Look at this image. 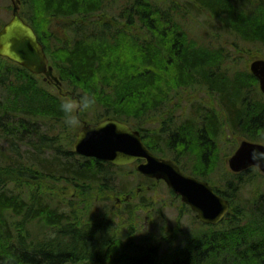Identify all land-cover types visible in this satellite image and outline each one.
<instances>
[{"label": "trees", "instance_id": "16d2710c", "mask_svg": "<svg viewBox=\"0 0 264 264\" xmlns=\"http://www.w3.org/2000/svg\"><path fill=\"white\" fill-rule=\"evenodd\" d=\"M193 1L194 7L199 3L232 34L264 46V3H251L249 10L236 13L222 0H217L218 6L209 0ZM20 3L21 17L35 30L65 97L87 94L96 99L93 111L78 113L75 131L83 122L117 119L137 130L154 154L171 153L168 157L179 166L180 161L188 163L192 138L193 146L198 143L204 148L202 157L198 156L200 166H205L212 143L216 144L210 134L216 135L225 120L211 112L201 115L199 111L208 110L198 106L193 107L197 110L193 118L175 128L171 119L184 109L179 106L180 89L195 87L200 80L209 83L212 91L222 79L220 93L228 125L241 138L256 140L249 117L258 110L243 107L251 104L255 78L245 72L229 84L224 75L211 71L213 60L199 57L185 44L186 35L174 16V12L180 16L177 8L132 0L121 5L119 20H108L102 13L105 0ZM61 31L70 36L61 37ZM0 87L6 94L0 102V140H6L8 152L15 154L4 161L0 158V264H264V194L248 200L243 207L247 215L241 219L236 215L238 207L232 205L249 183V172L231 175L237 180L230 179L221 190L212 184L232 206L218 227L200 224L201 230L186 237L183 249L162 257L159 240L147 235L132 242L135 228L128 235L124 222L129 216L122 217L108 205L121 189L113 167L78 157L69 148L74 137L63 122L60 104L64 98L51 94L42 80L24 68L1 58ZM256 126L259 132L264 120ZM15 142L30 149V159L18 155ZM181 169L208 181L202 174ZM179 231L162 226L160 240L172 244Z\"/></svg>", "mask_w": 264, "mask_h": 264}, {"label": "rangeland", "instance_id": "374dc122", "mask_svg": "<svg viewBox=\"0 0 264 264\" xmlns=\"http://www.w3.org/2000/svg\"><path fill=\"white\" fill-rule=\"evenodd\" d=\"M132 0H105L102 6L103 17L106 19L115 18L119 20V13L121 11L122 4H129ZM157 6L162 9L165 8H177L179 18L174 12L176 20L179 21L181 31L186 35L185 44L187 47L192 48L193 51L198 52L199 57L207 56L208 59L213 60L211 71L214 73L219 72L220 76L230 77L232 79L236 74L247 72L251 62L255 59H264V48L258 43L249 42L242 39L241 36H237L229 32L224 26L214 19L211 13L199 3H195L196 6L190 2L193 0H151ZM232 6V9L237 13V10H243V12L249 10L251 3L259 5V2L264 3V0H222ZM209 3L218 6L217 0H209ZM11 7L10 0H0V24H4L11 18V11L8 8ZM23 6L20 12H23ZM61 37L70 36L67 31H61ZM5 64V62H3ZM217 70V71H215ZM213 74L211 76H216ZM40 78H38L39 80ZM41 80V79H40ZM212 82V79L210 80ZM209 84V83H208ZM208 84L196 82L195 87L190 89H180L179 96H182V101L179 102V106L184 108L182 112L178 113V116H174L171 119V127L175 128L180 123L190 120L197 112L193 107L198 106L206 108L208 111H199L201 115H208L209 112L214 113L217 117L225 120V123L219 125L216 135L210 134L213 140H216V147L210 149V161L205 166H200V158L197 154H201L203 151L199 147L198 143L191 147V156L188 158V163L182 161L189 173H198L206 176L209 183L220 187V190L225 188L230 179L236 181L237 179L228 175L230 172L227 164V160L233 155L238 148L240 139L239 133L232 128L229 124V118L226 113L217 107L214 102V93L208 90ZM50 93L58 96L59 98H66V91L61 93L52 85H47ZM75 98L74 96H68ZM6 98V94L0 87V102L3 103ZM76 99V98H75ZM176 107V106H175ZM227 116V117H226ZM9 120V119H8ZM7 120V121H8ZM196 120V119H195ZM89 122V120H87ZM197 127L201 126L200 121H196ZM81 125L79 124V129ZM75 127L72 128V135L75 139L76 133ZM62 132V128H61ZM264 134V131H263ZM25 136H29V133H24ZM195 136H198L195 135ZM74 139L69 144V148L73 150ZM18 145V155L26 156L30 159V155L27 152H31L23 142H15ZM199 147L200 149H197ZM9 143L6 140H0V156L1 161L3 158L10 156L11 152H8ZM197 151V154L195 153ZM22 153V154H21ZM11 155L15 156V154ZM190 160V162H189ZM114 171L116 178V186L119 189L118 194H115L109 206L113 205L116 208V212L121 213L122 217L129 216V220H124L126 226V233L129 235L134 226V234L131 237L132 242H138V239H144L147 235H151L155 240H159L158 245L162 247L161 256L167 257L171 255L170 252L178 250L183 247L185 237L193 230H201V226L196 222L193 215L184 210L181 202H179L166 188L162 182L155 180H149L133 169V166H127L121 170ZM200 170L196 172L195 170ZM248 184L245 190H242L238 195V200L232 205L238 207L237 217L241 219V216L246 214L245 209L248 205V200L255 196L264 194V177H262L257 171L255 176H251L247 180ZM212 185V186H213ZM72 192V191H70ZM120 192L122 195H120ZM225 192V191H223ZM242 209V211H241ZM247 215V214H246ZM246 217V216H245ZM248 221H242V225ZM124 224V225H125ZM181 229V233L178 239L174 242V246L163 244L161 238V227L164 229L177 228ZM181 236V237H180ZM137 239V240H136ZM167 240V239H166Z\"/></svg>", "mask_w": 264, "mask_h": 264}, {"label": "water", "instance_id": "95a60500", "mask_svg": "<svg viewBox=\"0 0 264 264\" xmlns=\"http://www.w3.org/2000/svg\"><path fill=\"white\" fill-rule=\"evenodd\" d=\"M11 3L12 17L0 30V57L34 75H44L58 85L37 36L19 15V0H11ZM250 71L257 78L260 91L264 94V60L254 61ZM73 152L114 166L144 161L135 170L148 178L164 181L175 195L181 197V202L197 213V219L204 224L216 225L228 212V202L217 196L208 184L185 177L170 161L155 157L145 147L137 131L115 119L85 124L76 135ZM254 152L264 153V146L242 142L229 159L231 171L240 173L257 166L264 173V160L253 159Z\"/></svg>", "mask_w": 264, "mask_h": 264}, {"label": "flooded vegetation", "instance_id": "af4514ba", "mask_svg": "<svg viewBox=\"0 0 264 264\" xmlns=\"http://www.w3.org/2000/svg\"><path fill=\"white\" fill-rule=\"evenodd\" d=\"M251 42H254L256 43L255 41H251ZM261 45V44H260ZM262 48H264L263 45H261ZM263 59V58H262ZM256 60H260V59H255L253 60L252 62L256 61ZM251 62V63H252ZM251 65V64H250ZM248 73H250V66H249V69L247 70ZM251 74V73H250ZM239 75V74H236L232 79H230V77H226L224 75V78L223 79H226L228 81V83H232L234 82V79L236 78V76ZM253 76V75H252ZM255 78V77H254ZM256 80V88H254L253 92H252V96H251V104L250 105H246V106H243V107H247L251 110H253L254 112L256 110H258V113L257 114H250V126H249V129L251 132H254V138L256 139L254 142L253 141H250V140H247L245 138H242L240 139V142L239 144L242 142V141H247V142H250V143H254V144H260V145H264V134H263V131H264V127L258 132V126H256V124L260 121V120H264V95L260 92L259 90V83ZM223 80L222 79H219L217 80L215 83H214V88H212V92L215 94L214 95V102L217 104V107L222 110V111H226L225 107H224V103H223V99H222V96H221V93H220V86L222 84ZM254 95L257 96V102L254 103L253 102V99H255ZM251 107V108H250ZM258 122H255L256 120H258ZM252 122V123H251ZM218 132V131H217ZM216 132V133H217ZM196 138H199L200 139V136L196 137ZM209 139V138H208ZM189 142L192 143L191 146H189L188 144V148L190 149L191 147H193V139L192 138H189ZM201 145V144H200ZM217 145L215 143H212V147H216ZM239 146V145H238ZM201 157L202 155L204 154V148H203V151H201ZM195 153L197 154V151L195 150ZM197 155H200V154H197ZM210 157V155H208ZM208 157V158H209ZM227 164H228V160H227ZM196 172H200V170H195ZM255 171L258 172L257 168H251V169H248L246 171H244L243 173L245 172H249V173H255ZM231 173V172H229ZM235 175V174H234Z\"/></svg>", "mask_w": 264, "mask_h": 264}, {"label": "clouds", "instance_id": "9594fccd", "mask_svg": "<svg viewBox=\"0 0 264 264\" xmlns=\"http://www.w3.org/2000/svg\"><path fill=\"white\" fill-rule=\"evenodd\" d=\"M96 107V99L94 96L87 94L81 95L78 99L66 97L61 101L60 110L64 115V125L71 129L79 122V112H90ZM253 159L264 160V153L253 154Z\"/></svg>", "mask_w": 264, "mask_h": 264}]
</instances>
